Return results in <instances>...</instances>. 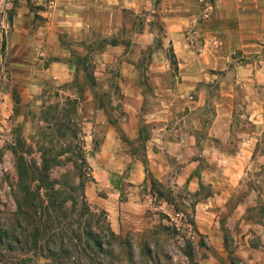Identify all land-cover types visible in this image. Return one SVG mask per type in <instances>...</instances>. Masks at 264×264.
<instances>
[{"label":"rangeland","instance_id":"obj_1","mask_svg":"<svg viewBox=\"0 0 264 264\" xmlns=\"http://www.w3.org/2000/svg\"><path fill=\"white\" fill-rule=\"evenodd\" d=\"M97 5L103 21L112 5ZM152 10L125 6L116 34L100 27L95 48L118 43L115 57H75L77 69L14 88L0 117V264H264V48L234 54L254 82L207 66L190 30L178 61ZM154 134L170 143L164 168L132 187L123 155L145 162ZM88 232L100 247L84 252Z\"/></svg>","mask_w":264,"mask_h":264},{"label":"crops","instance_id":"obj_2","mask_svg":"<svg viewBox=\"0 0 264 264\" xmlns=\"http://www.w3.org/2000/svg\"><path fill=\"white\" fill-rule=\"evenodd\" d=\"M108 3L112 6L100 21L97 0L95 4L91 0H0V117L8 112L17 84H23L26 91L35 90L46 81L56 79L57 76H52L54 69H77L75 57L88 54L91 63H95L94 57L98 53L107 57L113 53L115 57L123 47L118 43L95 48L100 27H107L108 33L116 34V25L123 16L121 9L126 6L137 13L146 3L153 4L155 10L152 13L160 16L166 31L165 39L178 61V46L183 42L180 38L190 30L192 38H204L202 52L207 66L226 67L229 62V66L244 72L243 80L258 81V69L253 73L252 64L238 63L234 54L243 51L257 55L259 48H264V0H210L212 9L207 18L204 17V0H108ZM104 19H107L106 24ZM132 35V43L140 46L144 37L152 33L142 29L141 33ZM62 39L78 46L72 50ZM195 47L196 42L187 43V50L194 51ZM259 81H264V75ZM128 129L129 125L125 124L124 130ZM139 132L140 129L138 137ZM157 136L160 137L157 134L146 143V163L135 160L131 154L123 155L125 181L130 186L148 182V165L156 178L164 168L159 162V151L170 143L163 144ZM174 144L179 148L183 145L182 142Z\"/></svg>","mask_w":264,"mask_h":264},{"label":"trees","instance_id":"obj_3","mask_svg":"<svg viewBox=\"0 0 264 264\" xmlns=\"http://www.w3.org/2000/svg\"><path fill=\"white\" fill-rule=\"evenodd\" d=\"M67 150H69V145L67 146ZM22 158H20V162L23 163L21 161ZM19 163V161L17 162ZM98 236L99 234H95V233H92L90 234L89 232L86 233V237L87 239L85 240L84 244H83V251L86 252V251H92V247H100V245L98 244Z\"/></svg>","mask_w":264,"mask_h":264},{"label":"built area","instance_id":"obj_4","mask_svg":"<svg viewBox=\"0 0 264 264\" xmlns=\"http://www.w3.org/2000/svg\"><path fill=\"white\" fill-rule=\"evenodd\" d=\"M204 5H205V9H204V17L207 18L208 16V11H210L212 9L211 7V3H210V0H204ZM174 222H178V221H181V216L179 214H175L174 218H172ZM175 226L179 227V225L175 224Z\"/></svg>","mask_w":264,"mask_h":264}]
</instances>
